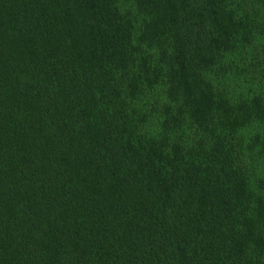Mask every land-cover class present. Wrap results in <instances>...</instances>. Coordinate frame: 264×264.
Wrapping results in <instances>:
<instances>
[{"label": "trees", "instance_id": "16d2710c", "mask_svg": "<svg viewBox=\"0 0 264 264\" xmlns=\"http://www.w3.org/2000/svg\"><path fill=\"white\" fill-rule=\"evenodd\" d=\"M0 264H264V0H0Z\"/></svg>", "mask_w": 264, "mask_h": 264}]
</instances>
